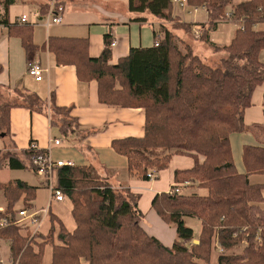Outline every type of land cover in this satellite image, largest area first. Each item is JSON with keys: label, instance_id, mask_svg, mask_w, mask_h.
<instances>
[{"label": "trees", "instance_id": "obj_1", "mask_svg": "<svg viewBox=\"0 0 264 264\" xmlns=\"http://www.w3.org/2000/svg\"><path fill=\"white\" fill-rule=\"evenodd\" d=\"M14 1L0 0V25L19 37L25 50L36 49L32 25L8 21ZM187 4L202 7L206 21H183L174 14L171 0H128V9L141 15L135 20L145 21L144 14L156 19L154 42L158 43L132 47L116 64L109 62V36L97 57L89 55L85 37L49 36L43 46L57 65L74 66L80 82L95 80L101 103L144 109V135L111 142L113 150L127 158L130 175L149 180L147 175L166 168L173 154L195 157L192 167L174 173L171 189L180 192H162L152 199L155 213L174 225V241L164 245L145 230L138 195L129 188L115 189L92 165H63L56 169L57 188L71 202L75 228L68 231L48 211L50 222L57 225L40 240L22 233L15 219L18 204L23 205L20 211L32 207L38 186L20 179L0 182V194L6 200L0 219L7 220L0 226V238L10 240L14 264H211L213 238L226 251L245 243L239 253L220 254L217 264H264V181L249 179L251 175L264 177V147L244 146L245 173L241 174L229 144L232 132L247 130L243 113L251 104L254 88L264 82V63L259 60L264 30L256 29L264 23V0H187ZM45 11L42 5L39 13ZM226 21L236 25L233 37L229 44L218 46L211 41V32ZM195 25L201 27L196 39L221 53L217 66L205 62L175 33L183 31L193 37ZM15 91L17 99L12 101L0 93V134L4 137L10 134L13 106L48 110L51 125L64 136L91 132L80 127L71 107L55 104L54 93L48 104L34 92ZM158 149L163 152L156 154ZM36 153L29 147L20 151L21 157L1 151L0 168L6 160L10 168L28 167L34 172L31 159ZM183 187L205 190V194L184 193ZM185 217L199 220L197 237ZM45 244L52 246L49 263L42 261Z\"/></svg>", "mask_w": 264, "mask_h": 264}, {"label": "crops", "instance_id": "obj_2", "mask_svg": "<svg viewBox=\"0 0 264 264\" xmlns=\"http://www.w3.org/2000/svg\"><path fill=\"white\" fill-rule=\"evenodd\" d=\"M62 1L64 8L62 22L47 27L44 25L42 15L39 13L41 6L46 5V0H15L10 5L8 9L9 23H16L18 16L26 14L32 25V39L37 48L25 50L21 39L10 35L7 27L0 25V93L4 97L16 100L17 92L15 89L18 88L36 93L47 103L52 93H54L55 104L71 107V115L77 118L80 127L91 132L85 136L82 133L64 136L56 126L51 125L48 110L37 112L25 107L13 106L9 111L10 134L0 137V152L10 150L13 154L21 157L20 151L28 148L30 141H34L39 149H49V155L53 161H71L74 165L94 166L115 189L129 188L133 194L138 195L137 206L142 215L141 225L150 235L155 236L164 245L169 246L175 239V227L164 222L155 213L151 207L152 199L156 194L169 192L171 187L175 185V171L192 167L195 163V157L190 154H173L167 167L155 172V178L150 180L130 175L127 169V158L116 153L111 147V142L113 139L118 138L142 137L145 132L144 109L101 103L98 100V86L95 80L88 83L80 82L77 79L74 66L57 65L53 54L43 47L49 36L85 37L89 41V55L97 57L104 48L105 36H109L111 41H115V45L110 46L109 62L110 64H116L119 58L128 54L130 48L152 46L154 44V30L157 29L158 22L154 17L147 16V14H144L147 17L145 21L135 20L141 15L128 9V0ZM239 1L244 0H235V2ZM195 8L189 6L187 11H184L173 6V11L185 22L202 23L206 21L204 9L202 7ZM200 10L204 12V19H185L183 13L186 12L191 15L198 13ZM221 24L230 26L228 27V44L236 27L230 21L219 23L217 30L211 32V41L218 46L227 45L223 40L226 31L219 30ZM198 26L195 25L192 28L191 35L193 39L198 37L194 33V29ZM256 29L264 30V23L257 24ZM175 33L180 39L188 42L187 37L189 35L183 31H176ZM216 40L222 42H216ZM193 51L195 52L194 48ZM259 60L264 63V49L259 53ZM29 63H37L43 68L42 79L36 80L27 73ZM250 101V106L243 113V122L247 130L232 132L229 135L233 163L237 172L241 174L245 173L242 158L244 146L264 147V82L254 88ZM54 139L60 140V143L55 145L51 142ZM198 160L201 161L202 157L198 156ZM1 177L3 178L1 179ZM14 179H20L28 184L38 186L36 198L32 201V207L25 210L26 214L19 215L22 207L16 210L15 219L22 233L30 236L37 235L39 240L46 237L50 229H55L57 225L50 222L49 228L45 230L46 233L40 232L39 229L44 223L43 220L49 217V213L57 216L68 231L75 228V221L71 215L72 205L68 198L65 197L62 201H50L48 199L47 215L42 219L40 211L43 208L36 207L39 185L45 187L41 179L28 167L10 168L5 160L0 168V182H8ZM249 179L251 182L264 181L262 175H251ZM185 184L187 183L183 185ZM181 191L188 194L192 192L205 194V190L193 187H183ZM65 199L68 200L69 205H66L67 215L64 216L59 208L52 210L51 205L52 201L58 204L65 201ZM5 207L6 200L4 198L3 203L0 204V211H4ZM29 211L36 213L41 223L33 222L29 217L31 214H29ZM27 219L33 222L32 224H38L32 232L25 227L27 224L24 221ZM23 229L26 231H23ZM165 238L171 243L167 244ZM215 241L216 239L213 238L211 264H217L220 255L215 248ZM194 242L196 243L197 240L195 239ZM243 246H245L244 242L238 247L224 250V253L231 254L236 248L242 249ZM0 264H14L10 257L9 239L0 238Z\"/></svg>", "mask_w": 264, "mask_h": 264}, {"label": "built area", "instance_id": "obj_3", "mask_svg": "<svg viewBox=\"0 0 264 264\" xmlns=\"http://www.w3.org/2000/svg\"><path fill=\"white\" fill-rule=\"evenodd\" d=\"M61 0H46V11L42 15V21L44 25L47 27L52 24H59L62 22L63 17V5L60 2ZM173 6L187 11L188 9V4L187 0H171ZM196 9L195 7H193ZM16 22L19 24L23 23H30L29 18L26 14H22L16 18ZM201 30V27L198 26L194 29V33L196 36L199 35ZM158 40H155L154 44L157 45ZM115 41L110 42V46H114ZM43 68L37 64V63H29L27 66V73L31 76H33L36 80L42 79L43 76ZM55 145L60 143V140H52ZM29 148H31L33 151H36L37 153L32 157L31 159V165L34 168V173L41 179L43 185L47 188L48 190V199L51 200H56V201H62L65 196L57 188V167L63 166V165H74L73 162L71 161H62V160H57L53 161L49 155V149L48 150H41L39 149L37 143L31 142L29 143ZM149 180L153 179L155 177L154 173H149L148 175ZM170 192H175L178 193L179 188L175 189H170ZM42 219L46 217L47 215V207L45 209H42L40 211ZM26 211H20L19 215H25ZM30 214V213H29ZM30 219L33 222L36 223H41V220L39 217L36 216V213H31L29 215ZM32 222V223H33ZM7 223L6 219H0V226H3ZM38 225V224H37ZM215 248L218 250L219 254L224 253V249L215 241Z\"/></svg>", "mask_w": 264, "mask_h": 264}, {"label": "rangeland", "instance_id": "obj_4", "mask_svg": "<svg viewBox=\"0 0 264 264\" xmlns=\"http://www.w3.org/2000/svg\"><path fill=\"white\" fill-rule=\"evenodd\" d=\"M183 14H184V17H185L186 20H193V19L194 20H201V19H204V12L202 10H200L196 14L189 15L186 12L183 13ZM147 16H149V15H147ZM228 27H230V26L229 25H226V24H221V27L219 29L221 31H224V30L226 31V35H225V37L223 39L224 42H226L225 44H228V42H229L228 41ZM187 40L193 46V48L195 50V53L197 55H199L200 57L202 56V58H203V60L205 62L209 63L212 66H217L219 64V59L221 57V53L220 52H215L212 49V47H210L209 45H206L205 43L200 42L197 39H193L190 36L187 37ZM216 42H222V41L216 40ZM4 98L7 99V100H9V101H12L13 100V99L7 98V97H4ZM160 152H163V150L158 149V150L155 151L156 154H159ZM2 178L3 177H1V179ZM35 181L37 182L36 178H35ZM39 186H40V188L38 189L39 191L37 193V199H36L37 206L36 207L41 208V209L42 208L45 209L47 207V204H48V190L45 187H43L42 185H39ZM3 201H4V196L1 193L0 194V204H2ZM66 205H69V202H68L67 199H65V201H63V202H59L58 204H55V202L52 201V205L51 206H52V210L54 208H59L62 211L63 215L65 216V215H67L66 214L67 213V211H66L67 210L66 209L67 206ZM20 207H23L22 203H20V204L17 205L16 210L19 209ZM31 212L32 211H29V213H31ZM64 218H67V217H64ZM184 220H185V223L187 225H189V226H191L193 228L194 234L197 237L198 234H199V231H200V222H199V220L196 219V218H194V217H185ZM24 222L27 224L25 227H27L30 232L34 231L37 228V226H36L37 224H35V223H34L35 225L32 224V222L29 219L25 220ZM43 222L44 223H43L42 227L39 230H40L41 233H44L45 234L46 233L45 230L48 229L49 226H50L49 217H46L43 220ZM23 231H26V230L23 229ZM165 242L167 244H170L171 243V241H169L166 238H165ZM240 251H241V248H236L231 253H238ZM51 252H52V246L50 244H45L44 250H43V258H42L43 263H49L51 261V258H52Z\"/></svg>", "mask_w": 264, "mask_h": 264}, {"label": "water", "instance_id": "obj_5", "mask_svg": "<svg viewBox=\"0 0 264 264\" xmlns=\"http://www.w3.org/2000/svg\"><path fill=\"white\" fill-rule=\"evenodd\" d=\"M3 136H4V134H3V133H1V134H0V137H3Z\"/></svg>", "mask_w": 264, "mask_h": 264}]
</instances>
